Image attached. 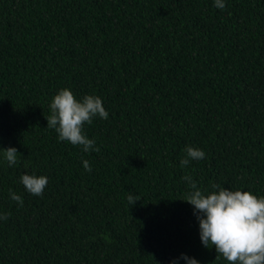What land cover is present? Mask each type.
I'll list each match as a JSON object with an SVG mask.
<instances>
[{
	"label": "trees",
	"instance_id": "1",
	"mask_svg": "<svg viewBox=\"0 0 264 264\" xmlns=\"http://www.w3.org/2000/svg\"><path fill=\"white\" fill-rule=\"evenodd\" d=\"M225 5L0 0V148L21 154L0 156V264H230L202 245L182 179L264 197V0ZM64 88L109 113L82 129L98 152L47 128ZM186 147L205 158L182 168ZM23 174L48 178L42 196Z\"/></svg>",
	"mask_w": 264,
	"mask_h": 264
},
{
	"label": "clouds",
	"instance_id": "2",
	"mask_svg": "<svg viewBox=\"0 0 264 264\" xmlns=\"http://www.w3.org/2000/svg\"><path fill=\"white\" fill-rule=\"evenodd\" d=\"M214 6L223 10L225 0H214ZM51 114L45 118L47 128L58 133L59 141H67L74 146H81L84 152L99 151L95 140L83 134L85 123L91 124L93 118L108 119L109 113L103 107L100 97L86 95L77 100L73 92L61 89L50 103ZM187 156L180 161V166L186 167L190 160H202L205 152L198 148L186 147ZM0 156L9 167L19 162L21 154L15 147L0 148ZM84 169L91 172L89 161H83ZM192 189L183 200L193 206V214L199 222V235L205 248L215 247L217 258L222 256L230 264H264V197H257L249 191L229 190L219 184L212 185L213 191L207 194L198 188L191 176L182 177ZM20 183L26 191L42 196L48 184L46 176L23 174ZM10 199L21 207L23 199L11 189ZM130 207L140 200L130 194ZM10 214H0V220H7ZM183 259L186 264H199L194 257L181 254L171 264H178Z\"/></svg>",
	"mask_w": 264,
	"mask_h": 264
}]
</instances>
